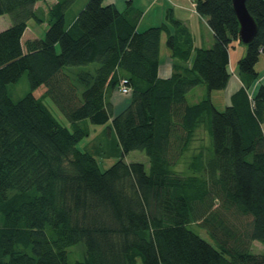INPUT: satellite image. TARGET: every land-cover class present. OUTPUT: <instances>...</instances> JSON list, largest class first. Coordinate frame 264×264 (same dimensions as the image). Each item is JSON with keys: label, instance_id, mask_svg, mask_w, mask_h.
Instances as JSON below:
<instances>
[{"label": "trees", "instance_id": "1", "mask_svg": "<svg viewBox=\"0 0 264 264\" xmlns=\"http://www.w3.org/2000/svg\"><path fill=\"white\" fill-rule=\"evenodd\" d=\"M40 1L0 0V16L12 22L0 32V264H264V253L251 251L264 243V84L250 91L264 54V0L247 1L258 32L239 61L247 84L224 111L211 95L227 87L239 41L232 0H196L215 37L210 48H195L172 12L139 31L140 11L104 0H87L71 22L77 0L44 1L45 36L23 42L31 19L45 21ZM163 33L168 78L159 76ZM25 73L30 90L15 101L9 85ZM201 84L208 94L192 102ZM118 93L129 97L119 109ZM88 121L110 123L122 156L144 151L149 169L122 157L101 170L78 147L91 134ZM79 243L85 257L69 263Z\"/></svg>", "mask_w": 264, "mask_h": 264}, {"label": "crops", "instance_id": "2", "mask_svg": "<svg viewBox=\"0 0 264 264\" xmlns=\"http://www.w3.org/2000/svg\"><path fill=\"white\" fill-rule=\"evenodd\" d=\"M44 1H40L36 5V7L41 16L48 19L49 8ZM86 2L87 0H77L67 11V20L69 22L73 21L76 18L78 13L86 5ZM104 3L114 4L121 11H124L129 6H132L136 10L140 11L141 17L138 22L139 31H145L150 27H156L162 25L163 23H166L167 14L169 12H172L173 16L177 20L182 21L189 28L193 37L195 48H210L215 43V37L211 27L207 22V19L200 15L194 8L196 0H104ZM30 21L28 22V27L23 37V42L29 39L40 38V36H38L36 32L32 31L29 27ZM11 23L12 22L9 16H0V32L8 28ZM171 30L173 31L174 28L171 27ZM167 39L168 35L166 33H163L161 38V55L159 68V76L161 78H168L172 75L173 72V60L171 58V52L167 47ZM238 43L239 41H233L230 48L229 72L231 73V77L227 87L223 90H218V92L213 91L211 95L217 109H219V107L217 106L216 101L220 98V96H218V98H215V93H223L224 101L221 102L229 106L232 103L233 94L247 84L239 71V61L246 55L247 47L242 43ZM256 69L259 72V78L252 83L250 91L253 95L256 94L259 87L264 84V54L260 56V59L256 65ZM207 94V87L201 84L191 90V92L189 93V97H191L192 102H198L206 97ZM199 138L200 140L204 139L206 143L208 142L207 139H209V142H211L210 138H208V133H206L205 138L200 136ZM200 140H198L197 143H200Z\"/></svg>", "mask_w": 264, "mask_h": 264}, {"label": "rangeland", "instance_id": "3", "mask_svg": "<svg viewBox=\"0 0 264 264\" xmlns=\"http://www.w3.org/2000/svg\"><path fill=\"white\" fill-rule=\"evenodd\" d=\"M194 8L196 9V3ZM29 27L31 28L32 31L36 32L38 36L43 38L49 27L48 19L45 18L44 23H39L36 22L35 20H31ZM238 44H241L240 41ZM29 90H30V84L27 73H25L17 83H13L9 85L10 95L15 101L25 96L29 92ZM215 94H216L214 95L215 98H218V96H220V98L216 101L217 106L219 107L220 111H224L227 105L221 102L224 101L223 93H215ZM128 98L129 97H123L122 94L119 93L116 94L114 96V100L118 99L115 101V103L117 104L116 107L119 109L125 106L126 104L125 100H127ZM189 98L191 100V97ZM45 102L48 105V107L51 109L54 116L62 124L64 125L69 124L68 119L59 110V108L56 106V104L53 102V100L50 97H48L45 100ZM88 123L91 130V134L89 137L84 138L78 144V147L81 150L87 149V151L94 153V155L98 160L101 170L104 171L108 169L111 165H113L116 161H118L120 158L123 157L122 152L119 149L120 146L118 143V138L115 132L111 131L110 123L105 125H95V124H91L89 121ZM205 135H206V131L204 129H201L199 131V136L205 138ZM207 141H208L207 144L210 145L211 143L209 142V139H207ZM123 158L126 162H134V161L143 162L147 166V169H149L150 166L149 158L144 151H140V150L131 151ZM179 168L181 167L179 166ZM2 220L3 217L0 215V223L2 222ZM190 228L199 235H201L204 239L214 244V241L212 240V238L204 228L196 224H192ZM251 251L253 253H264V243L255 241L251 247ZM84 257H85V246L83 243H79L69 247L68 249L69 263H74L78 260H83Z\"/></svg>", "mask_w": 264, "mask_h": 264}, {"label": "water", "instance_id": "4", "mask_svg": "<svg viewBox=\"0 0 264 264\" xmlns=\"http://www.w3.org/2000/svg\"><path fill=\"white\" fill-rule=\"evenodd\" d=\"M248 0H232L234 11L239 21V41L244 45H250L258 32V24L247 8Z\"/></svg>", "mask_w": 264, "mask_h": 264}, {"label": "built area", "instance_id": "5", "mask_svg": "<svg viewBox=\"0 0 264 264\" xmlns=\"http://www.w3.org/2000/svg\"><path fill=\"white\" fill-rule=\"evenodd\" d=\"M121 92L122 94H128L130 92V89L126 87L125 85H122Z\"/></svg>", "mask_w": 264, "mask_h": 264}]
</instances>
